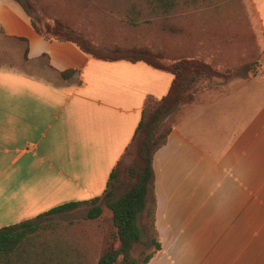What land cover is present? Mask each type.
<instances>
[{"label": "crops", "instance_id": "obj_1", "mask_svg": "<svg viewBox=\"0 0 264 264\" xmlns=\"http://www.w3.org/2000/svg\"><path fill=\"white\" fill-rule=\"evenodd\" d=\"M245 1L264 31V0ZM0 34L3 50L15 47L24 63H0L4 228L101 195L146 101L165 95L174 74L144 61L99 59L71 40L47 38L14 0H0ZM67 69L77 72L64 78ZM259 72L254 88L237 84L232 93L198 97L170 114L174 125L153 158L161 249L146 264H264L262 63ZM0 264H28L23 244L3 253Z\"/></svg>", "mask_w": 264, "mask_h": 264}, {"label": "rangeland", "instance_id": "obj_2", "mask_svg": "<svg viewBox=\"0 0 264 264\" xmlns=\"http://www.w3.org/2000/svg\"><path fill=\"white\" fill-rule=\"evenodd\" d=\"M42 29L55 22L63 23L69 33L92 45L106 49L114 45L148 46L168 58L201 57L220 69H230L228 77L204 81L197 98L254 88L263 79L259 72L264 64V31L254 21L252 9L245 0H177L167 14H151L147 0H14ZM129 14L135 15L136 25ZM7 39L0 34V63L22 68V56L12 47L3 50ZM250 67L249 70H247ZM250 76H255L252 79ZM245 80H248L245 82ZM242 85V86H243ZM228 86V89H227ZM169 115L165 124L175 121ZM136 150L127 149L121 158L118 186L114 196L123 194L134 182L127 167L134 162ZM102 214L88 219V206L52 214L42 219L37 233L23 242V256L28 264H98L99 258L119 244L112 212L103 202ZM149 198L147 207L152 209ZM140 241L131 248V256L140 264L154 248L156 232L151 217L139 215ZM119 256L114 264H123Z\"/></svg>", "mask_w": 264, "mask_h": 264}, {"label": "trees", "instance_id": "obj_3", "mask_svg": "<svg viewBox=\"0 0 264 264\" xmlns=\"http://www.w3.org/2000/svg\"><path fill=\"white\" fill-rule=\"evenodd\" d=\"M176 2L177 0H147V7L151 14L167 15L173 10ZM128 16L130 23L136 25L135 15L129 14ZM30 21L34 28L45 37L71 40L96 58L104 60L125 59L133 62L144 61L155 68L172 72L174 79L165 95L160 99L148 98L143 108L141 120L129 147L136 150L134 162L127 167L129 175L135 179L132 185L123 194L116 197L113 195L118 186L121 166V159L118 160L101 195L91 199L66 202L39 214L35 218L0 228V256L19 247L30 236L37 233L42 226L44 217L69 212L80 206H88L86 217L94 219L102 214L104 208L102 203L104 202L112 212L119 244L116 248L104 253L99 258L98 264H114L119 256H122L123 264L136 262V259L131 256V248L135 242L140 241L142 235V230L138 224L139 215L142 213L150 215L152 227L155 230L153 158L156 150L166 143L174 125V121L165 124L164 120L178 106L192 104L196 100L204 81L213 77H228L231 70L228 68L220 69V67L214 66L197 56L168 58L169 62H165L167 57L162 52L154 51L148 46L123 47L114 45L101 49L98 45H92L87 40L73 37L61 22H55L52 28L47 25L45 29H42L36 25L31 17ZM249 69L250 67L247 70ZM76 72V69H67L61 71V76L69 78ZM149 195H151L153 204L151 210L147 207ZM153 243V250L144 256L140 264H146L161 249L158 238L154 239Z\"/></svg>", "mask_w": 264, "mask_h": 264}]
</instances>
